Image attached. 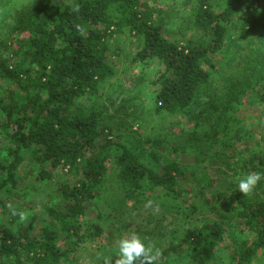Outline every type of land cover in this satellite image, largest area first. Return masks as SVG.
Wrapping results in <instances>:
<instances>
[{
    "label": "trees",
    "instance_id": "16d2710c",
    "mask_svg": "<svg viewBox=\"0 0 264 264\" xmlns=\"http://www.w3.org/2000/svg\"><path fill=\"white\" fill-rule=\"evenodd\" d=\"M216 1L199 0L191 21L194 34L182 46L161 36L141 0H35L29 4L30 8L17 17L12 28L20 37L12 45L15 65L0 61V80L11 85L0 97V113L11 127L7 133L9 159L6 164L0 161V206L11 212L3 204L2 195L16 187V172L25 153L41 166L67 168L75 178L72 184L60 183L57 205L47 208L50 219L66 235L78 236L81 232L85 205L93 203L112 157L119 179L128 187L129 198L137 200L146 191L160 189L176 201H186L187 192L175 188L178 178L185 175L179 163L169 162L161 172L154 171L112 137L109 127L100 126L96 113L86 114L73 106L79 93L95 91L113 75L104 48L110 31L129 30L143 40L137 59H157L164 68L157 80L160 88L154 98L155 112H164L172 119H199L210 126L211 133L206 131L203 135L207 139L227 128L226 117L232 114L239 94L234 92L238 83L233 79L227 80V96L211 91L197 112H192L191 106L215 68L212 56L225 47L236 15L243 32L264 36V3L229 0L222 10L216 11ZM76 4L79 12L73 10ZM75 25H81L84 31H77ZM259 64L260 102L264 108V57ZM194 158L195 163L204 160L199 155ZM259 163L261 168L254 169L264 172V156ZM44 171L41 175L49 177ZM234 199L238 204L236 227L250 237L238 244L231 264H250L264 249V199L249 202L241 193H235ZM32 229L29 224L22 231L17 227L5 234L0 244L3 263L22 264L21 251L31 255L33 264H60L66 259L67 252L54 244V232L45 229L34 240L30 238ZM223 233L222 226L216 223L186 230L182 244L188 249L189 264H211ZM102 235L94 223L82 234L91 239Z\"/></svg>",
    "mask_w": 264,
    "mask_h": 264
},
{
    "label": "rangeland",
    "instance_id": "374dc122",
    "mask_svg": "<svg viewBox=\"0 0 264 264\" xmlns=\"http://www.w3.org/2000/svg\"><path fill=\"white\" fill-rule=\"evenodd\" d=\"M228 1H216L214 10H222ZM34 2L0 0V61H6L9 66L17 61L12 45L20 38L13 33V24ZM141 2L147 5L153 25L167 42L182 46L185 39L194 34L191 21L199 0ZM239 22L240 17L236 15L225 47L212 56L215 68L210 71L208 82L197 91L191 106L192 112H197L198 105L208 100L211 91L227 96V80L238 83L234 90L239 92L238 99L232 114L226 117L229 119L227 128L209 139L203 135L210 131V126L199 119L187 116L172 119L164 112H155L154 98L160 88L157 80L164 68L157 59L146 62L137 59L143 40L129 30L112 29L106 38L105 57L113 75L95 91H82L75 97V109L86 114L96 113L100 126L109 127L112 137L118 138L147 167L161 172L165 164L179 163L185 175L178 178L175 188L187 192L186 201H176L160 189L146 191L138 195L137 200L129 198L128 187L119 179L112 157L93 203L85 205L81 232L78 236L66 235L50 219L47 208L57 205L60 183L72 184L75 178L67 168L41 166L25 153V160L16 172V187L6 193L3 191V204L11 206V212L0 206V244L7 232L17 227L22 231L31 224L30 238L34 240L40 238L45 229L56 234L54 244L60 251L67 252L60 264H105L109 259L114 264L118 241L135 232L146 244L151 243L161 250L157 264H189L188 249L182 244L183 234L186 230L216 223L222 226L224 233L211 264H231L238 244L250 237L236 227L238 204L234 196L240 193L238 179L253 171L264 174L254 169L261 168L259 162L264 156V108L257 73L264 57V36L243 32ZM10 86L0 80V97ZM6 122L0 113V161L3 164L8 162L11 147L7 139L11 127ZM197 155L204 160L195 163ZM42 169L49 177L41 175ZM246 198L249 202L263 200L264 180ZM149 201L152 207L146 206ZM13 210L26 213L28 218L21 222L19 215H13ZM93 223L99 225L103 235L94 239L82 236L85 228ZM20 258L22 264H33L26 251H21ZM0 264L5 263L0 260ZM250 264H264V249Z\"/></svg>",
    "mask_w": 264,
    "mask_h": 264
},
{
    "label": "clouds",
    "instance_id": "9594fccd",
    "mask_svg": "<svg viewBox=\"0 0 264 264\" xmlns=\"http://www.w3.org/2000/svg\"><path fill=\"white\" fill-rule=\"evenodd\" d=\"M73 10L79 12L80 6L74 5ZM75 28L79 32H83L84 29L81 25H75ZM264 180V174L260 172H250L243 175L238 179V191L243 196H251L256 189L258 183ZM147 207H152V202H147ZM11 208V206H9ZM19 215L21 222L25 221L28 217L24 212L17 213L13 210V215ZM161 256V250L156 248L151 243L146 244L139 235L133 232L131 235H126L118 241V255L114 264H157ZM112 260H106L105 264H111Z\"/></svg>",
    "mask_w": 264,
    "mask_h": 264
}]
</instances>
